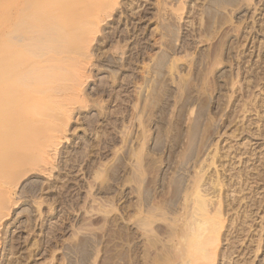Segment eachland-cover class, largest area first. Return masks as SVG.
Segmentation results:
<instances>
[{
  "label": "rangeland",
  "instance_id": "rangeland-1",
  "mask_svg": "<svg viewBox=\"0 0 264 264\" xmlns=\"http://www.w3.org/2000/svg\"><path fill=\"white\" fill-rule=\"evenodd\" d=\"M100 27L0 264H180L198 186L226 216L215 264H264V0H120Z\"/></svg>",
  "mask_w": 264,
  "mask_h": 264
},
{
  "label": "bare ground",
  "instance_id": "bare-ground-1",
  "mask_svg": "<svg viewBox=\"0 0 264 264\" xmlns=\"http://www.w3.org/2000/svg\"><path fill=\"white\" fill-rule=\"evenodd\" d=\"M119 3L0 0V233L18 203V185L54 165L73 112L87 102L92 42ZM193 195L183 224L192 232L184 231L177 253L182 264H215L226 216L221 207L210 210L199 186Z\"/></svg>",
  "mask_w": 264,
  "mask_h": 264
}]
</instances>
